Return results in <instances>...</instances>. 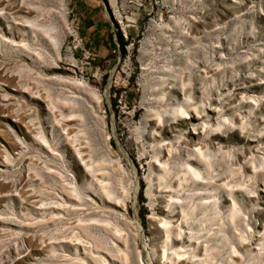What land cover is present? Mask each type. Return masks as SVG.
<instances>
[{
	"label": "rangeland",
	"instance_id": "rangeland-1",
	"mask_svg": "<svg viewBox=\"0 0 264 264\" xmlns=\"http://www.w3.org/2000/svg\"><path fill=\"white\" fill-rule=\"evenodd\" d=\"M0 264H264V0H0Z\"/></svg>",
	"mask_w": 264,
	"mask_h": 264
},
{
	"label": "crops",
	"instance_id": "crops-1",
	"mask_svg": "<svg viewBox=\"0 0 264 264\" xmlns=\"http://www.w3.org/2000/svg\"><path fill=\"white\" fill-rule=\"evenodd\" d=\"M99 23H101V22H99ZM94 28L97 29V23H95V24L90 26V29H94ZM100 32L101 31H98L96 34L92 35L93 40L97 39L98 42H102L103 44H107V39L108 38L104 37L103 34H99Z\"/></svg>",
	"mask_w": 264,
	"mask_h": 264
},
{
	"label": "trees",
	"instance_id": "trees-1",
	"mask_svg": "<svg viewBox=\"0 0 264 264\" xmlns=\"http://www.w3.org/2000/svg\"><path fill=\"white\" fill-rule=\"evenodd\" d=\"M118 40H119V43L121 44L120 50L125 51V42H124V37L122 34L118 35ZM143 223L145 224V222H143Z\"/></svg>",
	"mask_w": 264,
	"mask_h": 264
}]
</instances>
